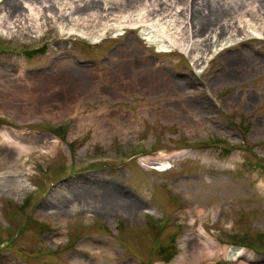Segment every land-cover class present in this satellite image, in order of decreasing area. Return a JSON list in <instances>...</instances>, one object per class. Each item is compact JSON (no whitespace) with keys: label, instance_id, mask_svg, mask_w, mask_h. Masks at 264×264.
<instances>
[{"label":"rangeland","instance_id":"obj_1","mask_svg":"<svg viewBox=\"0 0 264 264\" xmlns=\"http://www.w3.org/2000/svg\"><path fill=\"white\" fill-rule=\"evenodd\" d=\"M104 1L0 0V264H264V0Z\"/></svg>","mask_w":264,"mask_h":264},{"label":"bare ground","instance_id":"obj_2","mask_svg":"<svg viewBox=\"0 0 264 264\" xmlns=\"http://www.w3.org/2000/svg\"><path fill=\"white\" fill-rule=\"evenodd\" d=\"M25 1H26V4L24 5V7L26 8V10H25V12H27L26 13V17H27V19H28L29 22H32V19H36V22L35 23H37V21L39 20V12H40L39 8L40 7H42L41 8L42 11L43 10L46 11V9L48 8V11H50L51 14H53L52 7H54L58 11L60 9V10H62L64 12H67L69 10L71 12H73L72 11V8H73L72 5L74 3L73 2L74 0H67V1H64V0H53V1L52 0H43V2L40 1V0H25ZM75 1H81L82 2V1H88V0H75ZM116 1L118 2L119 0H105L104 1L105 7H101V6L99 7L97 4L96 5H92V7H89L87 5L88 2H86L85 5H84V6H86V9L85 10H82L81 12H87L89 10H90V12H110V10L117 9V7H116L117 2ZM145 1L146 2H144L143 4L138 5L136 9H129L128 11L129 12H138L137 13L138 17L139 18L141 17L142 18V21H146L147 22L149 20L145 19L144 13L145 12H152L151 11L152 8L149 5V0H145ZM90 2L93 3V2H95V0H90ZM38 3H40V6H38ZM68 3L71 4V7H68L67 6ZM13 6L11 7V9L12 8H16V7H13ZM153 6H154V10H156L157 12H174L175 10L176 11H179V7H180L179 5L178 6L175 5L173 7V4L172 3L171 4H167V7H164V8H162V7H160V8L158 7L157 8L156 7V4H153ZM118 10H119V12H122V8H119ZM17 12H20V13L19 14H16ZM22 12L23 11H21V10H19V11L18 10H15L14 13H13V17L14 16H19V18L17 20H19L20 23H21V18H22V15H23ZM53 17L54 18L57 17V20L60 23L62 22V18H65L64 15L58 16V14L53 15ZM172 17L173 16H171V20L170 21H173ZM152 21L155 22L154 20H152ZM137 22L138 21H136V23ZM60 23H59V27L61 29L64 28V25L65 24H60ZM169 24H171V22ZM169 24H168V26H169ZM64 29L66 31H74L77 28H73L71 26L66 25V27ZM156 29L157 30H154L155 33H152L151 29L148 27V28H146V29H144L142 31V34L145 35L146 36L145 38L148 39L149 41L151 40V41H154L155 43L159 44V46L162 47L163 50H165V49H166V51L170 50V46H169L168 42L161 35V33L166 34L167 36L169 35L168 34L169 31H168L167 25L161 23ZM29 30H31V29H29ZM200 30L201 29H197L198 32H200ZM248 32H249V30H248ZM250 32L253 35H255V36L264 37V32H261L259 30H255V29H251L250 28ZM84 35H86V34H84ZM159 38L162 39V41ZM214 38L216 39V36ZM236 40H237V37L236 38H233L232 35L226 36V37H224V39H221L219 41V43H217L216 45H214L213 49H211L210 52L212 53V52L218 51V49H221L223 46L224 47L230 46V45L234 44L236 42ZM192 41L194 42V39L193 38H192ZM216 41H218V39H216ZM174 45H176V43H174ZM197 56L198 55H195L194 56V57H196L195 60L196 59L199 60L201 58V57L198 58ZM207 56H209V54L206 55V58H207ZM66 71L67 72H65V74L62 75L61 77H53L51 79V81L49 82V86L53 87L56 84H62V86L68 85L67 82L69 81V79L71 77L70 75H72L73 72L72 71L70 72L69 70H66ZM78 117H79V115L77 116V118ZM10 138H13L12 139L13 140V143L20 144L22 146V147H19L20 149L22 148L24 151H27V152H32L34 149H37V147L40 146L38 144L39 142H37V140H39L38 138H37V140L35 142L31 138H29V136L28 137L27 136L26 137L25 136L24 137H19V139L17 137L14 138V137H11L10 136ZM51 144H52L51 141L44 142V144L42 145V148H43L44 152H47L48 151V148L50 147ZM5 152H6V155L9 156L11 159L14 158V153H13L12 150H9L8 149V150H5ZM15 177H16V175L9 174L8 175V178L10 179V183L9 184L2 183L3 187H5V188L8 187V189L11 190V189H15L14 187L19 186L18 183L16 182V178ZM0 178H1V176H0ZM117 188L119 189L120 187H117ZM93 190L94 189H90V190H87V191L91 192ZM122 191L123 190L120 191V189H119V192L118 193L119 194H125ZM117 196H118V194H117ZM91 198H94V197H86V198H84V200L88 202V200L89 201L92 200ZM117 199L122 200V198L120 196ZM129 200H132V201H129ZM129 200H128L129 203H133V198L132 199H129ZM119 202H121L122 204H125L124 202H126V200L123 199L122 201H119ZM203 212H204V208H199L198 211H197V213L199 215L202 214ZM195 245L197 247V250L198 249H202V250L205 249L204 246L199 242V240L196 242ZM240 252H242V251L239 248H231L229 250V256L230 257H232V256L233 257H236L237 255L240 254ZM183 260L184 259H181L180 262H183Z\"/></svg>","mask_w":264,"mask_h":264}]
</instances>
